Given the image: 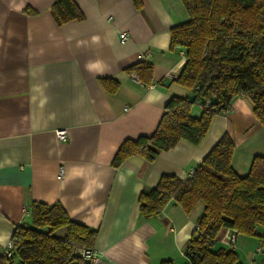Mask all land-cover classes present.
<instances>
[{
  "label": "crops",
  "instance_id": "0c3cea01",
  "mask_svg": "<svg viewBox=\"0 0 264 264\" xmlns=\"http://www.w3.org/2000/svg\"><path fill=\"white\" fill-rule=\"evenodd\" d=\"M54 1L0 0V256L40 201L59 202L71 219L97 229V264L187 261L183 247L203 205L186 214L170 199L144 218L140 190L161 174L188 177L224 133L234 142L233 168L246 174L252 158L264 155V127L248 97L237 95L197 145L179 140L151 162L135 155L114 168L123 139L150 134L172 96L190 95L176 82L184 49L170 47V28L188 12L181 0H74L83 19L58 25ZM141 60L151 65L150 83L126 71ZM103 78L118 82L115 92ZM200 111L193 105L192 115ZM227 232L212 247L231 245Z\"/></svg>",
  "mask_w": 264,
  "mask_h": 264
},
{
  "label": "trees",
  "instance_id": "16d2710c",
  "mask_svg": "<svg viewBox=\"0 0 264 264\" xmlns=\"http://www.w3.org/2000/svg\"><path fill=\"white\" fill-rule=\"evenodd\" d=\"M188 19L170 28V47H182L185 63L176 82L190 90L188 96H172L150 134L125 138L112 159L114 168L139 155L153 161L161 150L179 140L197 145L206 135L212 118L226 113L237 95L248 97L252 112L264 127V0H181ZM50 11L61 25L82 20L74 0H55ZM150 83L151 65L138 61L126 68ZM108 92L118 82L103 78ZM199 105L198 116L191 113ZM234 142L224 133L186 178L161 174L152 187L138 194V211L144 218L158 214L174 200L189 214L201 202L196 227L183 247L187 264H242L233 249L212 248L221 229L258 238L264 252V155L252 158L246 174L232 165ZM31 222L17 224L10 236L11 256L0 264H83L81 249H93L97 229L69 217L59 202L33 201ZM64 228V234L56 231ZM92 264V263H90ZM160 264H173L170 259Z\"/></svg>",
  "mask_w": 264,
  "mask_h": 264
},
{
  "label": "rangeland",
  "instance_id": "374dc122",
  "mask_svg": "<svg viewBox=\"0 0 264 264\" xmlns=\"http://www.w3.org/2000/svg\"><path fill=\"white\" fill-rule=\"evenodd\" d=\"M201 202L199 203V206H201ZM199 206L196 207L195 212L199 210ZM56 234L63 235L64 234V228H60L56 231ZM220 233H218L219 235ZM218 239V238H217ZM221 240V239H220ZM219 242H217V245ZM232 245V246H231ZM231 245H226V248L234 249V251L237 254V257L243 262V264H252V258H254V264H264V261H261L260 258L264 257V252H262L261 247L259 246L258 238L255 236L250 235H236V241L233 242ZM257 247H259V250H257ZM213 249L216 248V246L212 247ZM179 263L180 264H187V261L184 259L182 255L179 256Z\"/></svg>",
  "mask_w": 264,
  "mask_h": 264
},
{
  "label": "built area",
  "instance_id": "2783aa9c",
  "mask_svg": "<svg viewBox=\"0 0 264 264\" xmlns=\"http://www.w3.org/2000/svg\"><path fill=\"white\" fill-rule=\"evenodd\" d=\"M119 38H120V41H125L126 38H127V35H126V32L125 31H120L119 32ZM57 137L59 139H64L65 138V131L64 130H58L57 132ZM61 174V170L59 172V175ZM229 239V242L231 244H233L234 242V236H231V237H228ZM13 248H14V245L12 243L11 240H8L6 243H5V246H4V250H3V253H2V256H5V257H9L11 256L12 254V251H13ZM257 250H259V247H257ZM80 254L82 255V257H84V250L81 249L80 250ZM86 256L88 254L89 255V259H90V263L92 264H97L98 262V256L94 253V251L92 250V253H89L88 251L85 252Z\"/></svg>",
  "mask_w": 264,
  "mask_h": 264
},
{
  "label": "water",
  "instance_id": "95a60500",
  "mask_svg": "<svg viewBox=\"0 0 264 264\" xmlns=\"http://www.w3.org/2000/svg\"><path fill=\"white\" fill-rule=\"evenodd\" d=\"M256 230L257 231H261V230H264V227H261V226H259V225H257L256 226ZM235 235V231H234V229H232V228H229L228 229V232H227V236L228 237H231V236H234ZM92 250L93 249H84V260H83V264H90V259H89V255L90 254H88L87 256H86V254H85V252L86 251H88L89 253H92Z\"/></svg>",
  "mask_w": 264,
  "mask_h": 264
}]
</instances>
